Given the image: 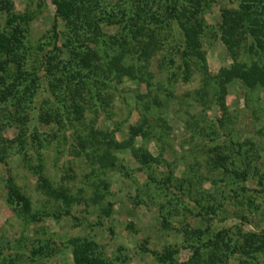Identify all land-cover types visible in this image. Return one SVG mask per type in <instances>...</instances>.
Here are the masks:
<instances>
[{"label":"rangeland","instance_id":"rangeland-1","mask_svg":"<svg viewBox=\"0 0 264 264\" xmlns=\"http://www.w3.org/2000/svg\"><path fill=\"white\" fill-rule=\"evenodd\" d=\"M10 1L14 13L29 16L26 45L34 48L46 42L54 14L50 0ZM237 3L238 0H218L204 13L202 50L209 76L231 64L216 29L220 9L234 8ZM4 20L5 14L0 13V26ZM114 30L105 28L108 34ZM177 33L174 32L176 37ZM48 47L44 45L43 51ZM38 55L31 54L28 63H34ZM168 57L160 51L150 60L148 92L144 83L123 78L107 89L109 103L105 110L86 112L84 116L85 122L117 141L126 140L128 127L145 119L150 134L138 135L134 144L155 157L146 166L138 164L126 149L115 151V165L106 169H99L97 162L85 153L79 155L73 140L61 129L39 121L37 108L43 100H49L41 81L26 110V145L8 150L0 161V264H71L67 239L75 236L92 240L96 251L111 264H176L191 254L185 241H193L197 230L204 239L221 229L235 232L238 226L243 231L264 226V192L259 191L255 178L244 186L245 195L256 209L227 201L228 186L220 181L217 171L210 170L206 152L213 145L227 148L230 140H250L259 148L256 164L264 172L263 92L245 88L237 80L227 83L224 102L229 119L224 129L215 127L220 118L216 106L209 110L204 108L207 104L193 101L194 91L202 84L200 74L193 72L188 81H182L171 75L174 69L168 66ZM243 58L240 51L237 59L246 61ZM138 94L142 95L141 100ZM155 96L160 101L158 105L152 101ZM143 105L147 106L146 111ZM192 121L199 122L202 129L189 124ZM1 123V136L13 139L17 129L6 123L2 111ZM212 128L215 131L210 134ZM31 134L40 141L37 152L28 138ZM167 176L171 181L164 183ZM8 177L27 198V209L14 198H7ZM43 179L49 191L41 187ZM179 182L182 191L176 187ZM58 190L67 191L78 200L65 206L52 195ZM94 191L102 195L95 196ZM210 205L213 207L209 211H202ZM101 207H109L107 214ZM242 214L246 217L244 222L240 221ZM165 250L171 252L170 258H158L157 254ZM226 264H264V255L257 257V263L232 256Z\"/></svg>","mask_w":264,"mask_h":264},{"label":"trees","instance_id":"trees-1","mask_svg":"<svg viewBox=\"0 0 264 264\" xmlns=\"http://www.w3.org/2000/svg\"><path fill=\"white\" fill-rule=\"evenodd\" d=\"M216 1L114 0L108 3L107 0H50L54 14L46 42L31 48L25 42L29 16L14 13L10 0H0V13L5 14L4 24L0 26V111L6 123L17 129L13 139L7 140L0 134V161L8 150L16 146L22 149L26 145V110L44 81L49 100H43L38 106V119L44 125L61 129L63 135L73 140L79 155L85 153L97 162L99 169L113 168L114 153L120 149L128 150L140 165L154 162L155 157L134 144L138 135L150 134L145 119L128 127L126 140L117 141L94 128L91 122H85L84 116L86 112L96 114L105 110L109 103L107 89L123 78L144 83L148 92V65L160 51L169 55L168 66L174 69L171 75L186 82L193 72L200 74L202 84L194 91L193 101L207 104L204 108L209 110L216 106L220 118L215 127L224 129L225 121L229 119L224 102L227 83L237 80L241 86L258 89L264 94V0H238L234 8L220 9L216 31L231 64L209 76L202 50L206 27L203 16ZM59 22L61 27H58ZM105 28L115 30L108 34ZM44 45L49 47L43 51ZM40 51L43 52L38 55ZM240 51L246 61H238ZM31 54L38 55L34 58L36 64L28 63ZM137 98L141 100L142 95L138 94ZM152 101L156 105L160 103L156 96ZM142 108L148 109L146 105ZM190 123L196 129L199 127L197 121ZM3 125L0 124V129ZM214 131L212 128L209 133ZM28 138L37 152L40 147L38 136L31 134ZM262 150L264 153V148ZM206 152L210 170L217 171L220 181L228 186L226 200L256 209L250 197L245 195L244 184L255 178L259 191L264 192V172L256 164L260 158L258 146L250 140H230L227 148L213 145L206 148ZM163 181L169 183L171 178L167 176ZM6 186L7 198L10 201L14 198L27 209V198L19 193L9 177ZM41 187L50 190L46 179L41 181ZM176 187L183 190L180 182ZM93 194L102 195L97 191ZM52 195L65 206L78 200L65 190L52 192ZM208 207L202 211H209L213 206ZM100 209L107 214L109 207ZM162 221L167 224L165 217ZM240 221H246L243 214ZM201 233L197 230L193 241H185L191 254L176 264H226L232 256L257 263V257L264 255V226L247 231L238 226L235 232L221 229L204 239H201ZM67 243L71 264H111L96 251L97 246L92 240L75 236L68 238ZM141 250L147 251L145 247ZM170 253L165 250L157 257L168 259Z\"/></svg>","mask_w":264,"mask_h":264}]
</instances>
